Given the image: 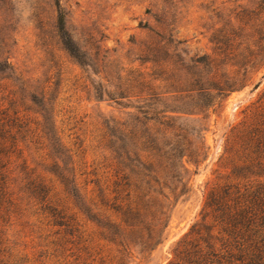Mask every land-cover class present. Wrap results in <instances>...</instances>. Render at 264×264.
<instances>
[{"label": "rangeland", "instance_id": "1", "mask_svg": "<svg viewBox=\"0 0 264 264\" xmlns=\"http://www.w3.org/2000/svg\"><path fill=\"white\" fill-rule=\"evenodd\" d=\"M261 2L0 0V264H170L202 222L208 191L237 181L230 172L247 158L241 132L263 120ZM163 115L185 130L196 162L170 199L162 241L140 252L107 241L103 218L81 215L77 231L54 224L34 179L71 206L70 181L83 190L100 176L111 123L122 158L126 133L160 130ZM261 168L243 170L240 183H256Z\"/></svg>", "mask_w": 264, "mask_h": 264}, {"label": "trees", "instance_id": "2", "mask_svg": "<svg viewBox=\"0 0 264 264\" xmlns=\"http://www.w3.org/2000/svg\"><path fill=\"white\" fill-rule=\"evenodd\" d=\"M259 7L264 11V0ZM57 27L63 33L61 14ZM64 35H61L63 44L76 55L71 40ZM163 118L166 119L159 122L160 130L151 124L142 135L135 133L132 138L126 133L122 158L114 147L117 123L112 121L106 136L108 154L100 165V176L89 181L90 189L85 183L82 190L75 177L70 181L74 201L71 206L58 204L57 198L54 201L57 193L51 192L42 177H36L33 192L54 224L77 231L81 215L96 223L103 218L107 222L103 224L105 232L110 233L107 241L112 244L124 248L137 246L140 252L158 245L168 225L170 199L178 186H183L182 173L187 164L196 162L194 152L184 148L180 140H186L185 130L174 127L172 117L163 115ZM240 138L247 158L241 170L235 166L230 172L237 181L208 191L202 222L190 227L170 264H264V183L258 181L264 173H251L256 177L252 179L257 181L254 184L248 179L249 182L240 183L243 170L264 167L259 161L264 154V116L261 123L243 130ZM198 148L201 154L205 153L202 142ZM207 218L209 222L205 221ZM120 264L127 263L121 258Z\"/></svg>", "mask_w": 264, "mask_h": 264}]
</instances>
